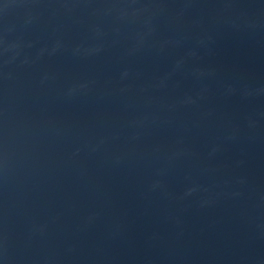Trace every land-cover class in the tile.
<instances>
[{
    "label": "water",
    "instance_id": "obj_1",
    "mask_svg": "<svg viewBox=\"0 0 264 264\" xmlns=\"http://www.w3.org/2000/svg\"><path fill=\"white\" fill-rule=\"evenodd\" d=\"M0 264H264V0H0Z\"/></svg>",
    "mask_w": 264,
    "mask_h": 264
}]
</instances>
